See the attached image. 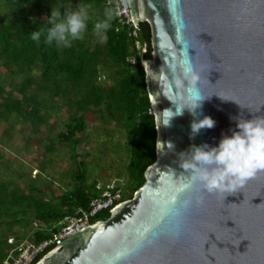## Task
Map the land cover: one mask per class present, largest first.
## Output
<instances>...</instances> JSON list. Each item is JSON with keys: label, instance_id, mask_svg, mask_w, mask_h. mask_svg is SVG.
<instances>
[{"label": "water", "instance_id": "water-1", "mask_svg": "<svg viewBox=\"0 0 264 264\" xmlns=\"http://www.w3.org/2000/svg\"><path fill=\"white\" fill-rule=\"evenodd\" d=\"M128 1L135 27L148 23L151 30V59L143 65L157 127L156 161L145 183L108 219L77 232L37 264H264V171L233 194L186 192L168 202L171 173L178 181L187 175L179 167L181 152L193 144L215 146L235 129L233 118L264 115V0ZM186 48L200 73V93L212 95L196 118L215 121L192 139L194 117L187 110L159 128L156 113L175 110L169 100L182 90L172 77ZM188 199L190 206L181 208Z\"/></svg>", "mask_w": 264, "mask_h": 264}, {"label": "trees", "instance_id": "trees-1", "mask_svg": "<svg viewBox=\"0 0 264 264\" xmlns=\"http://www.w3.org/2000/svg\"><path fill=\"white\" fill-rule=\"evenodd\" d=\"M1 1L6 7L0 11V121L30 125L33 133L49 127L55 137L48 151L54 152L58 141L68 148L72 164V185L64 190L53 187L55 180L49 176L42 184L32 179L27 183L22 179L0 182V232L6 226L0 236V264H4L24 241L17 235L12 237L13 244L8 243V237L16 235L15 226L30 232L27 240L40 243L51 239L59 222L78 209L87 211L108 184L100 187L98 180L90 178V163L79 153V147L88 140V114L100 120L108 136L113 135L111 127L114 134L124 136L127 199L145 183V172L156 161L157 127L143 65L152 54L148 23L132 28V34L124 28L117 31L113 14L106 40L97 42L94 38L99 34L93 31V25L105 19V9H111L109 0ZM77 4L86 5L89 12L81 40L73 41L70 47L56 48L45 45L43 38L39 44L30 39V32L48 26L46 17L51 7H59L63 13L64 9L74 10ZM3 73L11 80V90L2 83ZM105 76L111 84H101ZM16 78H20L18 84ZM53 105L66 108L63 130L56 131L55 124L49 123ZM109 217L106 211L93 222ZM35 223L37 228L33 227Z\"/></svg>", "mask_w": 264, "mask_h": 264}, {"label": "clouds", "instance_id": "clouds-1", "mask_svg": "<svg viewBox=\"0 0 264 264\" xmlns=\"http://www.w3.org/2000/svg\"><path fill=\"white\" fill-rule=\"evenodd\" d=\"M104 17V20L93 25V31L99 34L101 41L107 38L106 32L110 27L109 21L113 18V11L106 8ZM46 18L48 26L30 32V39L39 44L43 38V43L47 46L66 48L70 47L73 41L83 38L87 30L89 12L88 7L83 4H77L74 10L64 9L63 13L61 8L51 7L50 15ZM187 49L184 51V58L180 61L179 72L172 77L175 87L182 90L181 94L171 100L167 98L173 103L175 110L169 108L156 113L159 117V128L169 127L174 118L182 116L187 110L194 117L190 123V139H192L202 129L213 128L215 121L209 116L196 118L202 102L212 95L204 96L200 93L198 88L200 73L189 58ZM239 107L246 108L241 105ZM259 111L260 107L255 111L249 110L250 113ZM233 119L235 129L229 130L230 135H222L215 146L207 143L193 144L187 151L179 154V167L185 170L187 175L178 181L173 179L171 173L169 183L174 187V191L168 201L170 204H175L177 196L186 192L233 194L258 172L264 171V115H253L251 119L238 116ZM168 146L172 147L171 144ZM191 203L190 199L184 200L180 206L187 209ZM195 203L201 204L202 197L197 196Z\"/></svg>", "mask_w": 264, "mask_h": 264}, {"label": "rangeland", "instance_id": "rangeland-1", "mask_svg": "<svg viewBox=\"0 0 264 264\" xmlns=\"http://www.w3.org/2000/svg\"><path fill=\"white\" fill-rule=\"evenodd\" d=\"M5 3L0 0V11H5ZM39 12V16H40ZM44 14V12H43ZM94 41L100 42L99 36H95ZM3 73L2 83L7 90L13 87L10 78ZM20 82V78L15 79V84ZM103 85L111 84L105 76ZM67 118L66 108L53 105L50 116V125L55 124L56 131L63 130ZM87 135L88 140L79 147V153L86 156L90 163L89 174L91 179L98 180V185L102 187L108 183L124 178L127 156L124 149V136L118 132L114 134V127L110 129L113 135L108 136L102 131V123L92 115H87ZM55 133H49V127H41L40 131L33 133L30 125L27 124H7L0 121V182L23 180L25 183L34 180L37 184L48 181L47 177L54 179L53 187L56 189H67L71 184L72 164L70 161L68 148L63 147L57 141L55 151L49 152L48 146ZM44 166V167H43ZM43 168V169H42ZM42 171V173H40ZM34 227V224H33ZM6 230V226L2 231ZM2 231L0 236H2ZM16 235L8 237V243L12 237L17 235L27 240L30 232L20 226H15Z\"/></svg>", "mask_w": 264, "mask_h": 264}, {"label": "built area", "instance_id": "built-area-1", "mask_svg": "<svg viewBox=\"0 0 264 264\" xmlns=\"http://www.w3.org/2000/svg\"><path fill=\"white\" fill-rule=\"evenodd\" d=\"M108 6L111 7L114 18L118 24L116 30L118 31L124 28L129 34H132V28H135V25L132 20L129 1L109 0ZM99 189L101 188L99 187ZM126 197L127 183L124 178L109 182L102 194L91 201L87 211L78 209L76 214L65 217L59 222L56 226L57 233L53 238L40 243L32 240L21 242L11 251L4 264H37L35 261L38 258H44L64 241L94 223V219H96L99 214L106 211L111 212L112 209L128 200ZM37 225V223L34 224L36 228L38 227ZM9 243L13 244L14 239H11ZM51 247H53V249L49 250Z\"/></svg>", "mask_w": 264, "mask_h": 264}]
</instances>
